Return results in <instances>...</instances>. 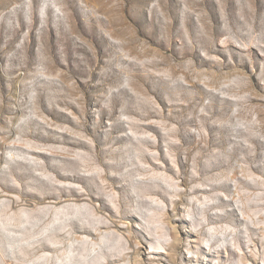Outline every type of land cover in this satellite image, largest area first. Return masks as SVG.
I'll return each instance as SVG.
<instances>
[{
  "label": "rangeland",
  "instance_id": "374dc122",
  "mask_svg": "<svg viewBox=\"0 0 264 264\" xmlns=\"http://www.w3.org/2000/svg\"><path fill=\"white\" fill-rule=\"evenodd\" d=\"M0 264H264V0H0Z\"/></svg>",
  "mask_w": 264,
  "mask_h": 264
}]
</instances>
